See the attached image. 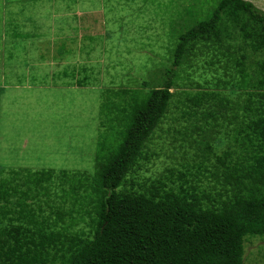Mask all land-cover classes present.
Returning <instances> with one entry per match:
<instances>
[{
    "label": "rangeland",
    "instance_id": "obj_1",
    "mask_svg": "<svg viewBox=\"0 0 264 264\" xmlns=\"http://www.w3.org/2000/svg\"><path fill=\"white\" fill-rule=\"evenodd\" d=\"M249 1L264 13V0ZM219 2L0 0V181H13L11 171L22 169L94 175L98 143L111 132L102 104L118 100L112 92L161 86L180 34L208 19ZM235 37L223 47L199 43L176 68L171 110L146 147L150 160H141L120 190H144L158 179L177 189L181 171L187 187L199 193L220 189L213 176L214 152L222 155L229 146L241 152L236 124L220 119L210 145L214 152H204L194 132L195 124L205 123L202 114L189 119L183 113L189 92L221 91L234 103L245 102L249 89L236 86L241 80L236 61L247 53L246 71L253 76L264 54L245 47L239 34ZM85 77L86 85H69ZM74 193L56 178L47 195L41 190L30 203L40 220L58 221L56 229L68 226V232L92 238L96 226L90 198L87 191ZM245 264H264V237L247 236Z\"/></svg>",
    "mask_w": 264,
    "mask_h": 264
},
{
    "label": "trees",
    "instance_id": "obj_2",
    "mask_svg": "<svg viewBox=\"0 0 264 264\" xmlns=\"http://www.w3.org/2000/svg\"><path fill=\"white\" fill-rule=\"evenodd\" d=\"M235 34L245 47L264 54V13L249 0H220L208 19L180 34L161 86L112 92L118 100L102 104L111 132L98 143L94 175L22 169L11 171L13 181H0V264H245L247 236L264 237V58L253 76L246 71L247 53L236 61L241 76L236 86L249 89L243 104L221 91L186 93L183 116L201 113L205 122L194 126L204 152H214L210 145L220 119L236 124L241 152L230 146L222 155L214 152L219 190L199 193L187 187L182 171L178 190L162 179L144 190H120L141 160H150L146 147L171 110L176 68L199 43L223 47ZM87 83L85 77L69 85ZM56 178L76 196L87 191L94 237L68 232V226L58 230V221L40 220L30 199L41 190L47 195Z\"/></svg>",
    "mask_w": 264,
    "mask_h": 264
}]
</instances>
